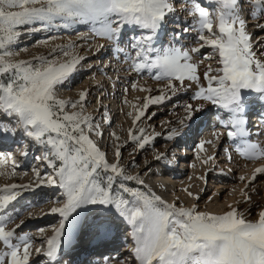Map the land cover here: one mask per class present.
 I'll return each instance as SVG.
<instances>
[{
  "label": "snow or ice",
  "instance_id": "snow-or-ice-1",
  "mask_svg": "<svg viewBox=\"0 0 264 264\" xmlns=\"http://www.w3.org/2000/svg\"><path fill=\"white\" fill-rule=\"evenodd\" d=\"M187 3L191 7L182 10L192 17V25L182 31H195L197 46L157 49L154 41L176 11L173 0H0V134L15 135L19 129L43 148L38 159L53 169L46 177L36 171L35 186L5 184L0 188V264H32L37 258H46L45 264H59L67 224L89 210L96 216L114 212L131 226L134 264H264V210L250 220L233 205L222 214L200 211L196 205L178 207L144 186L139 174L127 173L121 163L123 145H116L113 161L108 160L95 139L103 137L101 126L86 111L87 91H80L76 99L58 95L60 86L85 59L75 53V43L55 46L47 56L15 59L22 35L86 25L92 37L104 39L115 52L124 53L133 72H146L164 82L160 95H149L141 107L134 106L133 128L128 135L135 150L144 149L154 139L138 123L150 105L163 103L171 98L169 93L175 95L192 85L197 86L192 99L211 103L228 114L227 120H221L224 127L233 129L227 137L243 138L247 135L242 118L244 92L256 93L264 100V38L253 40L244 13L264 32V23H260L264 20V0H209L214 12L200 0ZM126 27L140 30L130 40L131 52L120 46ZM81 39L85 37L81 35ZM203 48L211 49L203 59L214 61L215 66L207 64L201 74L203 59L193 62V54ZM137 87L132 84L133 89ZM202 110L203 105H185L181 126L188 127ZM104 122L110 123L106 111ZM169 131L170 140L180 135L177 129ZM214 135L219 138L218 133ZM199 147L203 151L204 143ZM235 150L246 160L264 161V146L259 143L242 139ZM10 155L0 152V168ZM15 167L13 162L10 175H15ZM5 174L0 171V175ZM260 174H264V163L254 169L248 183ZM127 182L144 186V190L129 187ZM41 185L62 190L60 203L49 210L59 217L52 235L45 236L44 229L38 230L39 237L18 234L23 220L8 228L14 219L8 215L10 207L23 192ZM241 194L243 202L251 201L246 190ZM103 224L101 220L96 227ZM37 239L40 247L35 246ZM104 264H110L109 260Z\"/></svg>",
  "mask_w": 264,
  "mask_h": 264
},
{
  "label": "rangeland",
  "instance_id": "rangeland-1",
  "mask_svg": "<svg viewBox=\"0 0 264 264\" xmlns=\"http://www.w3.org/2000/svg\"><path fill=\"white\" fill-rule=\"evenodd\" d=\"M173 3L180 5L175 6V8L180 7L183 9L186 4L188 7H191V5L187 3V0H173ZM247 7L248 5L246 4L245 8L247 9ZM180 10L181 9L175 11L177 16H174L173 20H167L168 26L163 28V33L159 37V43L154 42L155 48L163 49L175 45L177 47L191 49L193 46H197V41L195 39L196 32L182 31L183 28L191 27L192 17L189 16L187 12L183 10L180 12ZM209 11L214 12L215 8L209 9ZM172 15L170 17H172ZM244 16L247 21V31L252 34L253 40L264 38V32L255 27L257 21L248 18L246 12ZM260 23H264V20L260 21ZM177 33H179L178 39ZM139 34V29H130V27H126L122 33L120 46L126 48L128 52H131L132 50L128 47L130 40L132 37ZM81 35H83L85 39H81ZM45 40L49 42L46 44L40 43ZM103 41L105 42V49L98 48L99 45H102ZM70 43H75L77 45L74 50L75 53L85 57V59L82 60L81 65L78 66L77 71L70 79L64 85L60 86L58 95L60 98L76 99L80 91H87L86 111L95 117V121L100 124L101 130L103 131V137L95 139H97L100 149L107 154V158L110 162L114 159L113 152L115 146L118 144L123 145L121 148V163L125 167L127 173L130 175L139 174L140 178L144 181V186L161 196L164 201L168 203L176 202V205L179 207L182 205L178 203V201L182 199L186 202V206L191 207L190 205L193 201L191 199L192 196H189L187 192L197 191L199 194H202L205 191L207 192L206 197L200 202L198 210L208 212L210 210L213 212L216 211V214H222L229 210L228 201L230 200L233 201L232 204H234L238 210L240 209L239 206H243L241 211L248 219H256L258 213L264 210V203L260 202L264 201V174L257 175L260 177H256L257 180L255 183L251 182L249 184L248 182L254 169L258 167V165H261L262 162L264 163V161L260 163V161L245 160V163L242 161L241 165L239 160L242 158L236 160L237 153L235 148L236 145L241 143L242 139H237L233 142L227 139L225 140L226 143L220 147L224 138L220 139L219 137L218 139L212 137L213 135L209 132L213 126L209 125L208 120L210 114L217 112L218 106L192 99L197 90L196 85H192V87H194L193 89L187 88L184 89V91L180 90L175 95L169 93L171 96L170 99L160 104L150 105L146 110V117L142 118L138 123L139 127L146 130L145 134L153 136L154 139H152L144 149L135 150L136 145L130 142L128 135L129 129L133 128L132 121L135 116V108L141 107L145 102V98L149 95H160L158 90L164 86L163 81L152 79L146 72L141 74L133 72L130 68V61L125 58V54L115 52L110 42L92 37L86 25H75L70 29H58L52 32L42 31L34 34L27 33L22 35L16 45V48L20 49V51L15 59L30 60L38 56H47L51 48L55 46H66ZM104 50L108 51V53L104 54ZM210 52L211 49L203 48L200 53L193 54V61L197 62L202 60ZM209 63L215 66L214 61L203 59V64L200 67L202 73L204 67ZM133 83L138 85L136 89L132 88ZM201 83L206 84L203 79ZM140 88L150 89L151 91H141ZM125 89H127V92ZM187 104H192L193 106L203 105V109L204 106H206L209 111H207L204 118L201 115L202 112L196 113L195 119L186 128L181 126L180 121L185 118V105ZM105 111L110 120L109 124L104 122ZM130 112L133 113L132 116L128 115ZM147 117L151 118L149 119ZM249 119L250 122L245 127L249 134L246 140L261 144L264 142V121L253 122L250 117ZM111 121H113V123H111ZM185 123L188 124V121H185ZM106 128H108L107 132H105ZM170 129L179 130L180 135L174 139H168ZM17 131H19V129H17ZM182 131L183 133H181ZM226 131L230 130L228 129ZM112 133H115V136L111 135ZM14 137L15 135L12 136V138ZM116 137H119V139L117 140ZM22 138L24 139L21 142L19 141V143L13 144V152L10 153L13 154L12 156L16 163L15 172H20V170H22L21 167L25 166V163L27 164L29 161L30 166L26 171L29 172V174L32 175L34 170L43 174V177L52 174L53 169L47 166V162L38 159L42 155L43 148L26 136H22ZM207 139L212 145L211 143H207L204 148L210 151L215 150L212 156L213 159L210 160L212 164H209L213 170L215 169V172L211 171L210 174H206L204 178L198 174L202 169V171H204V169L208 167V163H204L200 160L198 149L199 145L204 143ZM26 140H28L33 147L30 149L31 151L28 152V156L22 157V151L27 148L25 144ZM216 142L219 144L218 147L215 146ZM14 145H16V147ZM157 155L161 156V159L157 160L155 158ZM229 155L232 157L231 160L228 159ZM15 156L18 158H15ZM194 163L198 165V171L196 173H194L191 168ZM7 169L12 172V168L8 167ZM165 171L171 174L177 173V176L175 175L176 179H173V176L170 177ZM141 172L144 173L140 174ZM241 176L246 177V179L242 181L240 179ZM156 178L169 183H176H171L172 187L161 193L154 186L152 187L153 182L151 181ZM13 182V179H8L5 175H0V188L5 184H14ZM37 183L38 182H34L31 185L35 186ZM127 183L129 187H140L144 190V186L137 185L135 182ZM18 185L25 184L20 181ZM175 185L177 186L175 187ZM242 190L248 192V195L251 197L250 202H243L244 197L241 194ZM61 191L62 190L58 187L41 185L40 187H36L33 191L23 192L22 195L18 197V200L10 207L8 215L13 216L14 219L7 224V227H15V224H19L20 221L23 220L24 224L18 229V234H29L34 237H39L40 233L38 230L44 229L45 236L52 235L54 227L58 224L59 217L58 214H50L49 210L51 207L60 203L62 199ZM218 211L221 212L219 213ZM115 218L117 222L114 221ZM101 220H104V224L103 227L98 229L96 225L100 224ZM84 223L86 224L85 226ZM122 224L127 225V228H131L126 221L114 212L103 213L102 216L98 218H96L92 210L82 212L75 220H70L66 226V234L62 238L61 256L63 261L61 264L66 262V257L74 256V252L77 253L80 248H82V251H88L85 250L86 247L88 248V245L92 244L93 239H96V237L100 235V231H106L111 225L114 226L115 230L117 229L115 232L122 235ZM130 230L132 231V229ZM128 233H130V231H128ZM115 238L118 237L114 235V239ZM111 242L112 241H108L105 245H109ZM35 246L40 247L39 239L35 241ZM119 247H122V245L116 244V251L112 250V252H107V247H103V250L100 246L101 250L92 249V254H90V252H82V255H85V259L91 255V259L95 261L94 264H104V260L106 259L109 260L110 264H119L121 262H123V264H134V258H131V261L127 263L125 262L130 256L126 257L123 252L121 253ZM37 260V264H45L46 258H37ZM32 264H36V262H32Z\"/></svg>",
  "mask_w": 264,
  "mask_h": 264
},
{
  "label": "bare ground",
  "instance_id": "bare-ground-1",
  "mask_svg": "<svg viewBox=\"0 0 264 264\" xmlns=\"http://www.w3.org/2000/svg\"><path fill=\"white\" fill-rule=\"evenodd\" d=\"M200 3L202 4V6H205L206 8H208V9H214L215 7L213 6V5H211L210 3H209V0H200ZM178 5V4H177ZM176 4H174V6H177ZM178 6H180V5H178ZM186 6H187V4H186ZM183 7V6H182ZM179 9H181L182 10V8H180V7H178V8H176V11L177 10H179ZM181 10H180V12H181ZM177 13H175L174 12V14L172 15V17H168V19L169 20H173L174 19V16H177L176 15ZM168 23V22H167ZM167 23H166V25L165 26H168L167 25ZM165 26L163 27V28H165ZM130 29H135V28H131L130 27ZM163 30L164 29H162L160 32H159V34H158V36L156 37V39H155V43H159V41H160V35L163 33ZM158 40V41H157ZM102 41V40H101ZM104 44H105V42L103 41L102 42V45H103V48H101V49H105V46H104ZM108 46H110V45H108ZM104 52V54H107L108 53V51H106V50H104L103 51ZM104 62V61H103ZM194 62V61H193ZM126 64V63H125ZM124 67H126V66H124ZM200 72H201V74H202V69L200 68ZM187 83V82H186ZM163 88V87H162ZM190 88H194V87H190ZM197 88V87H196ZM181 91H184V90H181ZM246 93H247V91L246 92H244V99H245V97H246ZM249 94V93H248ZM248 96V95H247ZM262 107H264V106H262ZM218 110H221V108H217ZM217 110V111H218ZM262 110V109H261ZM207 111H209V109H208V107H206V106H204V109L201 111L202 113H201V115L203 116V118L206 116V113H207ZM261 112V111H260ZM200 115V116H201ZM206 120V119H205ZM258 120H260V118L258 119ZM257 120V121H258ZM111 123H113V121H111ZM247 124H248V122H247ZM246 126V125H245ZM187 128V127H186ZM107 129L108 128H106V131L105 132H107ZM187 130V129H186ZM185 130V131H186ZM188 132V131H187ZM228 131H226V129H221L220 127H213L212 129H211V131L209 132L210 134H212L213 136V138L215 137V138H217V136L216 135H214V133H218L219 134V137H220V139L221 138H224V141H223V143L220 145V147H222L223 146V144H225L226 142H225V140H229L230 142H233V141H236L237 140V138L235 139V140H232V139H229L228 137H227V133ZM247 132V131H246ZM181 133H183V131L181 132ZM12 136H14V135H8L7 137H5L3 134H0V152H2V153H5L6 155L7 154H10V153H12L13 152V149H12V146H13V144H15V143H19V141L21 142L24 138H22V136H25V135H23V133L21 132L20 133V130L19 131H16V133H15V137L14 138H12ZM183 137V136H182ZM182 137H180V138H182ZM211 137V136H210ZM219 139V138H218ZM228 142V141H227ZM27 143H28V140H26V145H27ZM207 143H208V139L204 142V147H205V145H207ZM211 143V142H210ZM228 144H229V142H228ZM17 145V144H16ZM16 145H14L15 147H16ZM211 145H212V143H211ZM227 145V144H226ZM230 145V144H229ZM261 146H264V142H262L261 144H260ZM215 146L216 147H218L219 146V144L216 142V144H215ZM21 147V146H20ZM32 147V146H31ZM220 147H219V149H220ZM31 149V148H30ZM30 149H26V150H23L22 151V154H23V156L22 157H26V156H28V152L29 151H31ZM39 149V148H38ZM226 149V148H225ZM199 151V158H200V160L202 161V162H204L205 163V161H206V159H207V163H208V167L206 168V169H204V171H202L201 170V172H199V174L198 175H200V176H202V177H206V174H210V172L211 171H213V172H215V169L213 170L211 167H210V165L209 164H212L211 163V161L210 160H208V157H212L213 156V154L215 153V150L213 151V150H209V149H205L204 148V150L202 151L201 149H200V147H199V149H198ZM230 150V149H229ZM213 151V152H212ZM24 153H27L26 155H24ZM219 153H220V150H219ZM237 153V152H236ZM180 155H183V154H181V153H179ZM178 154V155H179ZM13 154H11L9 157H7L6 158V161H5V164H4V166H3V168H0V171H2V172H5V173H7V174H5V176H7V178L8 179H13L14 180V184H20V181H22V183H24L25 185H29V184H33L34 182H38L37 181V179H36V175H35V173H36V171L34 170L33 172H32V175L31 174H29V172H26L27 171V169H29L28 167L30 166V163H29V161H28V163L26 164L25 163V166H23V167H21L22 168V170H20V172H15V175H10V173H11V171L9 170V169H7L8 167L9 168H12V166H13V162H14V164H16L15 163V161H14V157L12 156ZM236 160H238V158L240 159V158H242L241 160H239L240 161V164H241V162L242 161H244V163H245V158H243V157H241L238 153L236 154ZM15 158H18V157H16L15 156ZM218 158V157H217ZM223 160V159H222ZM234 162V161H233ZM235 162H237V161H235ZM260 163H261V161H260ZM263 163V162H262ZM238 164V163H237ZM242 165V164H241ZM8 166V167H7ZM16 166V165H15ZM260 165H258V167H259ZM7 167V168H6ZM18 168V167H17ZM192 169H193V172L194 173H196L197 171H198V165H197V163H194L193 165H192V167H191ZM253 169V168H252ZM37 170V169H36ZM200 170V169H199ZM168 171V170H167ZM167 171H165L166 173H168ZM170 171V170H169ZM144 172H141L140 174H143ZM41 175V177H43V174H40ZM168 175L171 177V176H173L172 178L174 179H176V176H177V173H173V174H171L170 172L168 173ZM176 175V176H175ZM197 175V176H198ZM260 176H257V178H259ZM257 179H255L254 181H251L252 183H255V181H256ZM151 182H153L152 183V187L154 186L157 190H159L161 193L162 192H165L166 190H168V189H170L171 187H172V184H175L176 182H171V183H169V182H167V181H164V180H162V179H153ZM184 184V183H183ZM179 185V184H178ZM180 185H182V184H180ZM177 185H175V187H176ZM183 186V185H182ZM185 186V185H184ZM174 187V186H173ZM186 187V186H185ZM178 188V187H177ZM185 189V188H184ZM206 190V189H205ZM204 191V190H203ZM191 193H193V196H192V204L190 205V206H193V205H196L197 206V208H199L200 206H199V204H200V202L204 199V197H206V194H207V192H205L204 191V193H202V194H199V192H197V191H190ZM195 196H198L199 197V199L197 200V199H194L193 197H195ZM260 202H262V203H264V201H260ZM175 204H177L176 202H174ZM178 203H180L183 207H188V206H186L187 204H186V202L184 201V200H182V199H180L179 201H178ZM233 203V201H228V205H231ZM234 207H235V205L234 204H232ZM245 206V205H244ZM240 207V209H239V211L240 212H242L241 211V208L243 207V206H239ZM209 212H212V213H217L216 211L215 212H213V211H210L209 210ZM219 213L221 212V211H218ZM100 216H102V215H100ZM99 216H96V218H98ZM117 219L115 218V222H117L116 221ZM115 222H113V223H115ZM86 224L84 223V226H85ZM109 229H107L106 231H100V235L98 236V237H96V239H93V242H92V244L91 245H88V248L86 247V249L85 250H88V251H82L81 249L82 248H80V250L79 251H77V253L76 252H74L75 253V255L73 256H71V257H66L65 258V260L66 259H68V260H66L68 263L67 264H71V261L69 260V258H71V260L73 261V259H74V262H73V264H85V263H88V264H94L95 263V261H90V259H91V255L90 256H88V257H86L87 259H85L84 257H85V255L83 256L82 255V252H90V254H92V249H96V250H101V248L103 249V247H110V246H112L113 244H109V245H105L108 241H112L111 243H113V241H114V235H115V231L117 230H115V228H114V226L113 225H111V226H109L108 227ZM131 228L130 227H128L127 229H126V231H130V233H131V230H130ZM130 233H123V234H125V235H127V234H130ZM83 243V242H82ZM130 244V243H129ZM133 244V243H132ZM85 245V244H84ZM90 246V247H89ZM100 246H101V248H100ZM130 247H131V245H129ZM99 247V248H98ZM90 249V250H89ZM104 250V249H103ZM62 254V253H61ZM84 254V253H83ZM124 255H125V253H123ZM123 255V256H124ZM126 257H128V255H125ZM58 260H60L59 261V264H61L62 263V261H63V258H62V256L60 255L59 257H58ZM95 260V259H94ZM133 260V259H132ZM37 259H35L34 261H33V263H35L36 262V264H37ZM128 261H131V256H130V258H128V260H126L125 262L127 263ZM70 262V263H69ZM64 264V263H63ZM119 264H121V263H119Z\"/></svg>",
  "mask_w": 264,
  "mask_h": 264
}]
</instances>
